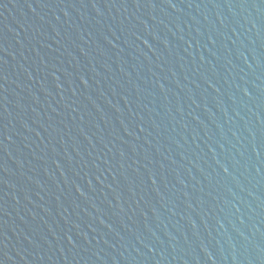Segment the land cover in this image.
<instances>
[{"label": "water", "instance_id": "1", "mask_svg": "<svg viewBox=\"0 0 264 264\" xmlns=\"http://www.w3.org/2000/svg\"><path fill=\"white\" fill-rule=\"evenodd\" d=\"M0 264H264V0H0Z\"/></svg>", "mask_w": 264, "mask_h": 264}]
</instances>
